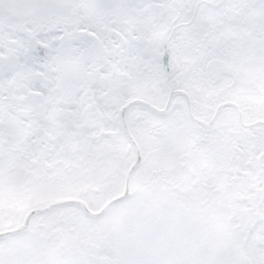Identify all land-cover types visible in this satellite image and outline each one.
<instances>
[{
  "label": "snow or ice",
  "instance_id": "6c2138e0",
  "mask_svg": "<svg viewBox=\"0 0 264 264\" xmlns=\"http://www.w3.org/2000/svg\"><path fill=\"white\" fill-rule=\"evenodd\" d=\"M0 264H264V0H0Z\"/></svg>",
  "mask_w": 264,
  "mask_h": 264
}]
</instances>
